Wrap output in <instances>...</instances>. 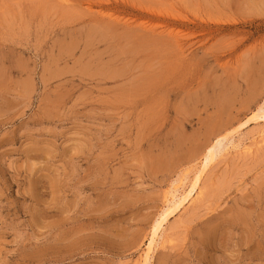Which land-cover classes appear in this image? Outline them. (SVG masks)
Segmentation results:
<instances>
[{"label":"rangeland","instance_id":"1","mask_svg":"<svg viewBox=\"0 0 264 264\" xmlns=\"http://www.w3.org/2000/svg\"><path fill=\"white\" fill-rule=\"evenodd\" d=\"M261 107L264 0H0V264H136ZM229 147L151 264H264V143Z\"/></svg>","mask_w":264,"mask_h":264},{"label":"bare ground","instance_id":"2","mask_svg":"<svg viewBox=\"0 0 264 264\" xmlns=\"http://www.w3.org/2000/svg\"><path fill=\"white\" fill-rule=\"evenodd\" d=\"M261 118H264V107H261L252 117V119L256 120ZM241 126H244V123ZM236 134L238 135V133ZM259 134H261V138L259 137V139L251 142L250 144H246V142L244 141L245 143L243 145L242 143H234V134L229 137L218 136V139L213 141L211 145L206 148L203 154V158L201 160L200 168H198V170L196 171L194 180L187 186L184 182L175 184L167 192L164 208L156 219L153 229L148 238L147 246L144 252L141 254L140 259L136 261V264H151V262L153 261V254L159 243L165 244L168 241V239H165L162 235H160V231L162 230L164 223L172 214L181 210L183 207L186 206L187 203H191L192 200L197 197V195L200 196L202 194V185H200L202 178L210 167V165L215 161V159H217L218 155L222 153V151H227L230 148L229 145H231V147L233 148H238L245 153H250L252 150V145L264 143V130ZM225 141L226 143L224 145ZM159 246L162 245L160 244Z\"/></svg>","mask_w":264,"mask_h":264}]
</instances>
